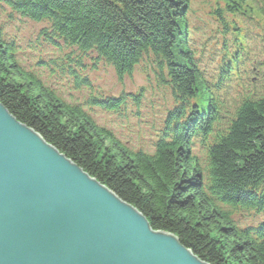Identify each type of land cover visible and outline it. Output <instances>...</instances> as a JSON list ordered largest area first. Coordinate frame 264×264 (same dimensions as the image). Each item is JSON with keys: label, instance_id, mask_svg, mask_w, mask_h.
Returning <instances> with one entry per match:
<instances>
[{"label": "trees", "instance_id": "trees-1", "mask_svg": "<svg viewBox=\"0 0 264 264\" xmlns=\"http://www.w3.org/2000/svg\"><path fill=\"white\" fill-rule=\"evenodd\" d=\"M193 1L6 0L17 14L46 22L48 34L66 46L93 52L119 78L151 56L173 99L152 152L127 148L80 106L19 69L1 34L0 104L202 261L264 264V220L255 217L264 211V87L228 110L222 82L231 79L238 51L221 53L218 71L203 77L186 39ZM214 6L218 23L243 40L239 18L257 16L264 26V0H215ZM121 98L89 103L115 110ZM243 213L256 222L239 225L235 218Z\"/></svg>", "mask_w": 264, "mask_h": 264}, {"label": "water", "instance_id": "water-1", "mask_svg": "<svg viewBox=\"0 0 264 264\" xmlns=\"http://www.w3.org/2000/svg\"><path fill=\"white\" fill-rule=\"evenodd\" d=\"M0 264H208L0 104Z\"/></svg>", "mask_w": 264, "mask_h": 264}, {"label": "rangeland", "instance_id": "rangeland-1", "mask_svg": "<svg viewBox=\"0 0 264 264\" xmlns=\"http://www.w3.org/2000/svg\"><path fill=\"white\" fill-rule=\"evenodd\" d=\"M214 1L192 2L187 14L186 39L205 79L218 71L221 53L229 49L238 51L231 79L222 82L223 91H227L228 110H231L234 100L237 102L245 93L259 94L263 90L264 80L257 75L264 71V26L258 23L257 16L239 18L238 25L246 30L243 40L241 33L235 35L234 30L220 24L221 19L213 12ZM0 31L3 40L12 46L19 69L37 77L62 101L80 106L96 126L108 130L127 148L152 150L173 99L166 82L156 75L151 56L143 58L131 73L119 78L113 68L96 59L93 52L80 54L66 46L61 39L48 34L46 22H35L17 14L6 0H0ZM240 43L243 45L237 46ZM83 78L87 84L80 81ZM120 95L125 99L115 110L89 103L93 97L110 99ZM243 215L235 218L239 225L256 222L250 214Z\"/></svg>", "mask_w": 264, "mask_h": 264}, {"label": "bare ground", "instance_id": "bare-ground-1", "mask_svg": "<svg viewBox=\"0 0 264 264\" xmlns=\"http://www.w3.org/2000/svg\"><path fill=\"white\" fill-rule=\"evenodd\" d=\"M0 34H1V37H2V40L4 39L3 38V33H1V31H0ZM4 42H5V40H3ZM7 45H9V43H7V42H5ZM258 79H260V80H262L263 79V77H262V75L259 73L258 75ZM262 77V78H261ZM120 97H122L121 99H125V96L124 95H120ZM118 98V97H117ZM133 98H135V96H133ZM235 102H236V100H234ZM234 102V103H235ZM124 102H122V104H123ZM173 107V106H172ZM172 107H171V109H172ZM170 111H167L166 112V115H165V117H164V119H163V121H162V125H161V127H160V129L158 130V134L160 133V132H162L161 130H162V127H163V124H164V122H165V120H166V117H167V115H168V113H169ZM168 129H165L164 131H167ZM157 134V135H158ZM161 134V133H160ZM118 141V140H117ZM119 142V141H118ZM124 145V144H123ZM155 147H154V142L152 143V150L150 151V152H152L153 151V149H154ZM130 149V148H129ZM132 150V149H131ZM138 151H142V152H146L147 153V151H144V150H141V149H137ZM135 151V150H134ZM150 152H148V153H150ZM201 151L200 150H198V151H196V155H198L199 153H200ZM201 155V154H200ZM79 167V166H78ZM90 178H92V179H95V178H93V177H91L90 176ZM96 180V179H95ZM97 181V180H96ZM98 182V181H97ZM100 183V182H99ZM101 184V183H100ZM101 185H103V184H101ZM105 188H107L105 185H103ZM108 189V188H107ZM109 191H111V190H109ZM112 192V191H111ZM114 195H116L114 192H112ZM117 196V195H116ZM118 197V196H117ZM119 198V197H118ZM120 199V198H119ZM121 200V199H120ZM126 203V202H125ZM258 211H256V213H255V217L257 218V219H259V220H264V211H261V212H259V213H257ZM254 214V213H253Z\"/></svg>", "mask_w": 264, "mask_h": 264}]
</instances>
